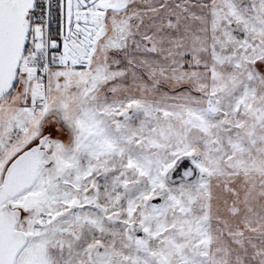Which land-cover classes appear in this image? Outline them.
I'll use <instances>...</instances> for the list:
<instances>
[{
	"label": "snow or ice",
	"instance_id": "snow-or-ice-1",
	"mask_svg": "<svg viewBox=\"0 0 264 264\" xmlns=\"http://www.w3.org/2000/svg\"><path fill=\"white\" fill-rule=\"evenodd\" d=\"M0 264H264V0H0Z\"/></svg>",
	"mask_w": 264,
	"mask_h": 264
}]
</instances>
